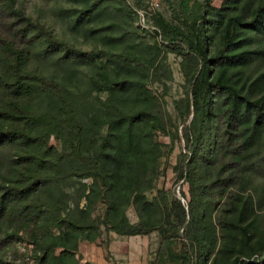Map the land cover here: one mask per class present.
<instances>
[{
    "label": "trees",
    "instance_id": "obj_1",
    "mask_svg": "<svg viewBox=\"0 0 264 264\" xmlns=\"http://www.w3.org/2000/svg\"><path fill=\"white\" fill-rule=\"evenodd\" d=\"M179 4L182 25L157 13L162 40L151 33L180 56L185 88L174 105L181 120L190 116L177 129L130 62L91 66L81 91L65 63L120 54L75 47L14 0H0V227L9 224L5 236L31 244L37 264H77V241L103 231L152 230L158 242L147 264H213L215 224L224 221L232 236L233 212L212 217V199L236 195L252 173L264 176V66L252 63L256 54L264 62V0ZM38 58H52L62 73L45 75L33 65ZM247 60L252 68L243 72ZM158 133L182 140L173 169L187 183L185 205L162 188L146 194L162 154ZM0 264L16 263L0 255Z\"/></svg>",
    "mask_w": 264,
    "mask_h": 264
},
{
    "label": "rangeland",
    "instance_id": "obj_2",
    "mask_svg": "<svg viewBox=\"0 0 264 264\" xmlns=\"http://www.w3.org/2000/svg\"><path fill=\"white\" fill-rule=\"evenodd\" d=\"M150 1L14 0V4L23 9L32 19L41 21L57 37L75 47L83 50L109 49L120 54L119 56L99 54L92 60L69 58L70 62L65 63L74 67L73 72L79 81V91L84 89L91 66L108 68L111 65L130 62L136 69L132 76L143 80L145 86L155 94L156 100L160 101L161 110H166L170 114L173 124H176L179 129L190 116L188 113L184 121L181 120L177 117V109L174 105V100L183 96L185 88L179 63L180 56L167 50L165 44L157 42L151 33L141 29L135 17L134 8L146 6ZM198 1L209 9L218 6L222 0ZM157 2L158 5L151 15L153 21L155 15L159 13L169 22L182 25L178 18L180 17V0H157ZM151 57L153 60L150 64L148 61ZM252 63H255L258 68L264 66L259 54H256ZM252 63L247 60L243 72L252 68ZM33 65L45 75L58 76L62 73L59 65L52 58L47 60L38 58ZM91 93L93 94L94 91ZM99 95L103 97L104 92H99ZM157 138L162 142V154L157 160L158 174L154 187L146 194L151 196L157 188H162L166 193L178 197L185 205L188 199L187 183L182 178H177L173 169L182 140L171 139L168 134L160 133L157 134ZM48 140L58 149L61 148L60 141L53 135H49ZM237 191L236 195L225 192L216 193L212 199L214 210L211 213L212 217L215 210L223 216L226 213L230 214L229 211L233 212L226 217V219L231 218L233 222L232 236L228 238L222 231L224 221L217 222L214 226L217 260L213 264H221L220 259H225L226 264H230L235 256L238 257L237 264L239 259H245L249 264H264V176L252 173L251 182H248L247 187ZM248 197L252 207L248 203L243 205L244 201H248ZM242 206L243 216H239L238 212ZM126 214L129 220L136 219L130 207L126 209ZM250 219L252 222L248 225ZM10 230L9 224H2L0 227V255L13 260L16 264H37L32 259V251L23 243V240L17 242L15 237L4 235ZM18 233L24 238L28 237L24 231ZM132 235L103 231L93 241L78 240L74 250L77 264H97L95 260H101L106 264H130L132 261L129 259L130 255L133 259L138 257L141 263L147 264L158 242L156 231ZM58 249L59 247L56 251ZM82 251H85L87 255L85 260L82 259L83 253H80Z\"/></svg>",
    "mask_w": 264,
    "mask_h": 264
},
{
    "label": "built area",
    "instance_id": "obj_3",
    "mask_svg": "<svg viewBox=\"0 0 264 264\" xmlns=\"http://www.w3.org/2000/svg\"><path fill=\"white\" fill-rule=\"evenodd\" d=\"M158 5L157 0H151L148 5L142 6L139 8H134L135 11V17L138 26L141 29L146 30L147 32H150L154 35L157 41H161V32L159 27L154 23L153 19L151 18V15L153 14L154 10L156 9ZM25 243V242H23ZM29 246L31 244H27ZM22 248V247H21Z\"/></svg>",
    "mask_w": 264,
    "mask_h": 264
},
{
    "label": "crops",
    "instance_id": "obj_4",
    "mask_svg": "<svg viewBox=\"0 0 264 264\" xmlns=\"http://www.w3.org/2000/svg\"><path fill=\"white\" fill-rule=\"evenodd\" d=\"M136 234H134V235H132V236H135ZM81 254H82V259L83 260H85V258H86V252L85 251H82V252H80ZM138 254V253H137ZM129 259L131 260L132 259V261L130 262V264H144V262H142L141 263V260L137 257V258H132V256L130 255V257H129ZM96 262H97V264H106L105 262H103V261H101V260H95ZM108 264H111V263H108Z\"/></svg>",
    "mask_w": 264,
    "mask_h": 264
}]
</instances>
